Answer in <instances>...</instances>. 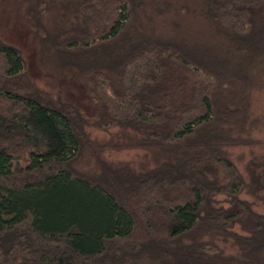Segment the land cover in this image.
Here are the masks:
<instances>
[{"label":"trees","instance_id":"obj_1","mask_svg":"<svg viewBox=\"0 0 264 264\" xmlns=\"http://www.w3.org/2000/svg\"><path fill=\"white\" fill-rule=\"evenodd\" d=\"M57 8L52 27L29 10L33 32L95 112L25 83L0 42V264H264V155L233 157L264 121V0H199L212 44L146 30L156 0ZM89 127L153 164L78 173Z\"/></svg>","mask_w":264,"mask_h":264},{"label":"rangeland","instance_id":"obj_2","mask_svg":"<svg viewBox=\"0 0 264 264\" xmlns=\"http://www.w3.org/2000/svg\"><path fill=\"white\" fill-rule=\"evenodd\" d=\"M161 12L149 8L143 13L142 21L146 30L157 34H183L191 39L213 43L206 35V24L195 13L199 0H156ZM62 0H0V42L14 46L23 55L27 63V72L23 80L30 86L47 94L60 93L80 112L92 119L94 110L88 99L73 82L65 79L55 66V57L47 42L39 40L33 32L32 20L28 14L32 10L41 15L45 27L60 22L57 4ZM148 8V7H147ZM45 9V10H42ZM260 112L264 113V90L258 102ZM88 140L73 164L74 169L87 176L97 175L103 163L127 165L133 168L146 167L154 162L155 156L142 149L135 148V135L130 131L110 129L106 132L89 127ZM252 146L233 150L237 161L245 160L248 151L264 155V121L259 130L253 133Z\"/></svg>","mask_w":264,"mask_h":264}]
</instances>
